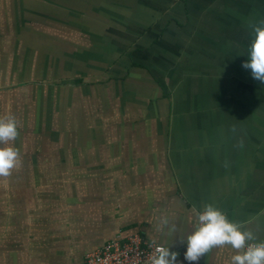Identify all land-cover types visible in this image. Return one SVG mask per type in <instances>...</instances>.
<instances>
[{"label":"crops","instance_id":"crops-1","mask_svg":"<svg viewBox=\"0 0 264 264\" xmlns=\"http://www.w3.org/2000/svg\"><path fill=\"white\" fill-rule=\"evenodd\" d=\"M112 1L0 0V117L15 116L19 136L12 146L22 160L0 178V264H81L107 242L132 234L168 246L178 264H231L235 251L227 246L186 261L181 239L194 230L193 208L212 204L264 241V82L242 67L253 26L264 21V0L231 6H225L229 0H163L157 7L165 8V20L154 22L142 40L140 31L118 26L139 24L128 10L152 9L154 0ZM178 18L182 31L174 29ZM124 37L126 51L114 49ZM137 65L155 69L160 83ZM140 73L161 86L164 100L139 91ZM170 73L182 80L172 82ZM184 81L197 93L182 94ZM92 86L128 96L106 110L107 104L95 103L90 112L83 105V135L59 150L53 140L59 131L43 126L59 102L54 90H68L73 103L74 91ZM141 107L159 127L132 132L164 145L128 139L125 151L107 157L102 141L125 138L118 123L143 120L135 116ZM106 158L129 164L104 166L102 173L94 161ZM164 217L176 227L171 235L157 230Z\"/></svg>","mask_w":264,"mask_h":264},{"label":"rangeland","instance_id":"rangeland-1","mask_svg":"<svg viewBox=\"0 0 264 264\" xmlns=\"http://www.w3.org/2000/svg\"><path fill=\"white\" fill-rule=\"evenodd\" d=\"M163 0H154L153 2V5H156L154 6L152 9H149L150 7H143L141 5H138V8L135 10V9H129L128 12L131 14V16L133 17H137L138 18V23L139 24H126V25H120L118 27L120 28H123V29H126V28H132V30H136V32L140 31V35H139V40L141 39H144L145 35L147 34V32H150L151 28H153V25H156L154 22H157V20H159L160 24L158 26L161 25V18L163 17L164 19V16H165V8H159L157 7V5H161V4H165V2H162ZM172 1V0H171ZM235 1V0H234ZM113 1L111 0V3ZM178 2V1H177ZM233 2V0H229L228 3L225 5V6H228V4H230L231 6V3ZM111 3L108 7V11H110L111 9ZM179 5H182V2H178ZM115 12L116 13H122L123 10H119V9H116L114 8ZM125 12H127L125 10ZM218 15L220 16L221 20H223V14H224V10H219V12H217ZM164 14V15H163ZM179 21L175 23L176 26H174V29L176 30H180L182 31V23H180V19L181 18H178ZM153 20V21H152ZM165 20V19H164ZM152 21V23L149 24V22ZM141 23H144V24H141ZM188 27V25H186ZM68 27H71V26H68ZM150 30V31H149ZM174 31L172 30V32L174 31V33L178 34L177 31ZM141 33L144 34L141 36ZM170 35V34H169ZM179 35V34H178ZM144 36V37H143ZM167 37V39H170L172 41V36H164V38ZM130 42H129V39L124 37L122 38V43L119 42L117 40L116 44L112 45L114 49H117V50H122L123 47L126 51V49L128 48ZM178 49V44H177V48ZM160 64H164V62L160 63ZM177 65L179 64H176L174 65V68L177 67ZM182 66L181 64L179 65V67ZM138 69L142 70L143 72H145V74H150L154 79H157L155 81L159 82V78L162 79V75L159 74L155 69H151L150 67L147 68V67H144V66H139L137 65ZM146 69L147 70V73L146 71L144 70ZM150 70V71H149ZM149 71V72H148ZM224 71V69H223ZM135 69H134V74H135ZM177 73V72H176ZM176 73H170L169 74V78L172 82L174 81H181L182 80V77L180 78L179 76V73L176 74ZM75 74V72L72 74V76ZM89 74H93L95 75V73H89ZM136 75V74H135ZM78 75L75 74L74 78L77 77ZM140 77H143L141 78L144 82L143 84V88H141L139 91L141 93H145L146 91L150 94V96H153V101L154 102H157L158 100H164L162 99V89H161V86L160 85H156V83H150V80H148L147 76H145L143 73H140L139 74ZM57 77V73L56 74H52L51 75V79L52 81L55 80V78ZM59 78H64L65 77V73L62 74V75H58ZM95 80H98V78L96 76H93V80L92 81H95ZM78 83H81V85L83 86L84 83V79H81ZM148 86V87H152L153 85H156L155 86V89H151L152 91H149L144 89V87ZM179 85V83H174L172 84V86H177ZM192 86V84L188 83L187 81H184L183 85H182V88H179L181 93L184 94V93H187V92H191V93H197V90L198 89H194V90H188V88ZM64 87V86H63ZM83 87H87V86H83ZM173 89V88H171ZM48 91V89L44 88L42 90H40L41 94H43L44 92ZM58 93L59 95V102H58V105L55 106V109L53 111V115L51 116V112H50V117L48 119L44 118L45 120L43 121V126H44V129L48 128V129H51L53 132H57V130L59 132L58 133V140L57 139H53L55 142V145L57 146L58 145V149L59 150H65V147L66 145H73V139L75 140V145L77 144V139L80 137V135L82 136L83 135V126L88 122L87 121V112L85 113V117H84V123H83V126H81L80 124V111H81V108L82 106L84 105V109H87L89 112L92 110V106L91 105H94L95 103H98V104H107V106L105 107L104 110H106L108 107H110L111 105L114 104V102L116 101H119V100H122V99H125L126 96H128V94H122L120 96H117L116 95V91L110 87V88H102V86H97L96 89H93V86L91 88H85V89H79V90H76L73 92V103L72 101L70 100V98H67V97H70V92H68V90H66L65 88H57L56 90H54ZM49 90V92H52L55 94V92ZM161 92V93H160ZM56 93V94H57ZM56 94H55V97L53 98V103L56 104L58 98L56 97ZM161 94V95H160ZM144 95V94H143ZM191 95V94H190ZM57 98V99H56ZM70 104H73V105H69ZM96 114V113H95ZM135 116H138L139 118H143L142 119H138V120H133V121H125V122H121V123H118L122 126V132H126L125 135H127L125 138H122L121 140L115 142V140L113 141V139H107L105 141H102V146L103 147H107V150L110 151L109 154H107L106 156L107 157H113L114 154L113 152L114 151H117V152H121L122 150L125 151V148L128 147V145H125L126 143V140L128 139H131L133 140V142H131V144H136L137 141H140L141 139L145 140L144 142H146L147 140L149 141V144L155 142V141H158L157 138H155L154 136H152L151 138L149 137H145V136H137V134L133 133L132 129H137L136 132H141L142 134L145 133V131H148L149 133H152L154 129L158 128L159 126H157L155 124V122L153 120H151V116L149 115V113L147 112V107H141L139 110H138V113L135 114ZM104 122V125L105 127H107L108 125V121H102ZM48 125V126H46ZM117 126V125H115ZM120 126H118V129H119ZM121 128V127H120ZM135 131V130H134ZM68 133V134H67ZM74 133V134H72ZM159 139H162V138H159ZM156 143V142H155ZM125 145V146H124ZM154 145H164L162 144V142H157L156 144ZM79 146H81V143H79ZM78 148L75 150V151H78V154L77 156H79V150H83V148ZM103 155V154H102ZM60 158H58L59 160ZM106 163H101L98 161V159H96L94 161L95 163V166L98 168L100 167V170L102 173H105V168L104 166H114L116 168L118 167H121V166H125V165H128L129 164V161H125L123 163H117V161H114L113 163H110L108 161V159L106 158ZM76 163L79 164V162L77 161L76 159ZM75 163V164H76ZM75 166V165H74ZM130 175L126 176H122L121 178H124V177H129ZM112 186V185H111ZM93 187H95V185L93 184ZM109 189H111L110 186H107ZM93 191H96V188H93ZM94 193V192H93ZM94 194H97V193H94ZM100 194V191L98 192V195ZM110 196H113V186H112V191L111 193L109 194ZM90 199H92L90 197Z\"/></svg>","mask_w":264,"mask_h":264},{"label":"clouds","instance_id":"clouds-1","mask_svg":"<svg viewBox=\"0 0 264 264\" xmlns=\"http://www.w3.org/2000/svg\"><path fill=\"white\" fill-rule=\"evenodd\" d=\"M254 39L248 49V60L242 64L250 69L252 77L264 82V21L261 26H253ZM19 136L18 124L14 115L8 113L0 117V178L12 175L13 169L21 166L19 149L12 146ZM196 223L194 230L187 234L182 243L187 245L184 259L198 262L213 248L230 247L235 251L231 264H264V241L257 242L252 229L244 228L241 222L230 221L228 217L212 204H206L202 211L193 208ZM166 235L176 231L174 224L169 225L166 217L160 220L158 231ZM153 251L148 257V264H178V253L169 251L168 246L157 245L153 240Z\"/></svg>","mask_w":264,"mask_h":264},{"label":"built area","instance_id":"built-area-1","mask_svg":"<svg viewBox=\"0 0 264 264\" xmlns=\"http://www.w3.org/2000/svg\"><path fill=\"white\" fill-rule=\"evenodd\" d=\"M154 247L152 241L140 234L117 237L87 254L81 264H148Z\"/></svg>","mask_w":264,"mask_h":264}]
</instances>
